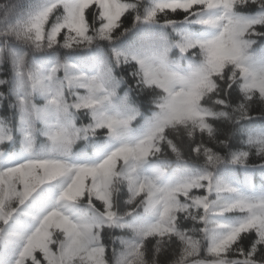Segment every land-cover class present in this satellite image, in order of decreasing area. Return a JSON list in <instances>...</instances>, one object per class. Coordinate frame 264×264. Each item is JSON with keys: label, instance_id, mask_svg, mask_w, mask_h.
<instances>
[{"label": "snow or ice", "instance_id": "1", "mask_svg": "<svg viewBox=\"0 0 264 264\" xmlns=\"http://www.w3.org/2000/svg\"><path fill=\"white\" fill-rule=\"evenodd\" d=\"M0 264H264V0H0Z\"/></svg>", "mask_w": 264, "mask_h": 264}]
</instances>
